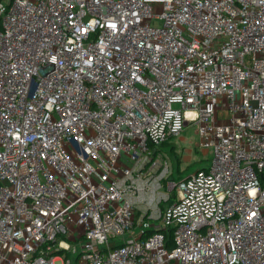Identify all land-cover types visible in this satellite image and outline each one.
I'll list each match as a JSON object with an SVG mask.
<instances>
[{"label":"built area","instance_id":"built-area-1","mask_svg":"<svg viewBox=\"0 0 264 264\" xmlns=\"http://www.w3.org/2000/svg\"><path fill=\"white\" fill-rule=\"evenodd\" d=\"M56 261L264 264V0H0V264Z\"/></svg>","mask_w":264,"mask_h":264},{"label":"rangeland","instance_id":"rangeland-1","mask_svg":"<svg viewBox=\"0 0 264 264\" xmlns=\"http://www.w3.org/2000/svg\"><path fill=\"white\" fill-rule=\"evenodd\" d=\"M222 115V114H221ZM183 135L185 136L186 138V142H182L180 141L179 139L176 140V139H172L171 140V145L174 146V143L176 142L177 145H180L181 143H186L188 144V141L190 140L192 143L196 142L198 137H197V134L195 132V127L193 124H187L184 129H183ZM168 145L165 147L167 148ZM192 148V152H191V156H192V159H191V163H180L178 166H176V164L174 163V169H179L180 166L181 167H186V170H183V171H176V173L173 175V178L178 180L180 178H182L183 175H185L186 173H189L191 171H194L195 169L197 168H200L202 166H209L210 165V161L212 159V153H211V150L209 149V153L207 154V157H204L203 156V153L202 151L199 149V147H197L196 145H192L191 146ZM169 151V149H168ZM54 264H60L59 261H56Z\"/></svg>","mask_w":264,"mask_h":264},{"label":"crops","instance_id":"crops-1","mask_svg":"<svg viewBox=\"0 0 264 264\" xmlns=\"http://www.w3.org/2000/svg\"><path fill=\"white\" fill-rule=\"evenodd\" d=\"M184 132V131H183ZM183 132L176 138V140H180V141H182V142H186V138H185V136L183 135ZM176 143V142H175ZM197 143H198V141H196V142H194V143H192L190 140L188 141V144H186V143H181L180 145H176V147L178 148V149H180L182 146H184L186 149H187V153L184 155V161H189L190 159H192V156H191V152H192V148H191V146L192 145H196L197 146ZM198 147V146H197ZM202 151V153H203V155H206V157H207V154L209 153V151H207V150H204V149H202L201 150ZM180 163H181V161H180ZM179 172H180V170H179Z\"/></svg>","mask_w":264,"mask_h":264},{"label":"trees","instance_id":"trees-1","mask_svg":"<svg viewBox=\"0 0 264 264\" xmlns=\"http://www.w3.org/2000/svg\"><path fill=\"white\" fill-rule=\"evenodd\" d=\"M170 152H171V156H172L173 161L175 162L176 166H178L180 164V153H179V151H177L175 149V147H171ZM188 166H186L184 170H186V168ZM178 172H179V169H178ZM164 233H165V238H166V241H165L166 246L171 247L172 246L171 230L170 229L169 230H164Z\"/></svg>","mask_w":264,"mask_h":264}]
</instances>
